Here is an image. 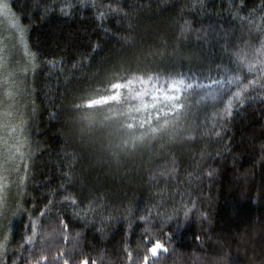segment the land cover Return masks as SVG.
Returning a JSON list of instances; mask_svg holds the SVG:
<instances>
[{"label": "trees", "instance_id": "obj_1", "mask_svg": "<svg viewBox=\"0 0 264 264\" xmlns=\"http://www.w3.org/2000/svg\"><path fill=\"white\" fill-rule=\"evenodd\" d=\"M3 4L0 264L41 256L44 264H144L145 255L148 264H264V88L250 87L221 119L231 97L201 100L207 90L194 87L172 139L124 152L116 124L88 128L73 108L114 77L186 73L196 76L186 83L208 85L239 71L254 79L259 72L248 73L238 54L254 62L261 48L264 0ZM4 139L19 140L24 158ZM157 241L167 251L151 257Z\"/></svg>", "mask_w": 264, "mask_h": 264}, {"label": "snow or ice", "instance_id": "obj_2", "mask_svg": "<svg viewBox=\"0 0 264 264\" xmlns=\"http://www.w3.org/2000/svg\"><path fill=\"white\" fill-rule=\"evenodd\" d=\"M0 7L7 10V4L0 5ZM257 56L264 57V41H261V48L255 50L254 62H250L247 55L239 56L238 54L239 65L247 67L248 73L259 72V75L254 79H247L246 76H241L239 71H236L234 75L226 71L222 77L214 78L212 84L208 85L203 83H195L194 85L193 82L186 83V78L192 81L196 80L195 74L188 76L186 73L149 74L146 72L129 77H114L113 79L116 82L110 81L106 86L94 89L89 96L83 98L81 103L74 104L73 108L81 113V120L86 123L88 128L97 124L101 127L116 124V131L125 137L121 144L116 145V147L121 152L134 150L138 145L146 141L152 142L163 139L165 136L172 139V132L180 125L182 115L186 111L187 94L194 87L196 90H207L201 94V100H223L226 94L230 96L231 98L228 99L223 112L219 114L221 119L230 117L234 106L233 100L239 101L242 105L245 98L243 94L247 93L250 87L253 90L264 88V58H256ZM242 80H246V82L241 87ZM233 85H236L239 90L229 91ZM9 95L11 96L12 93H9ZM86 109L94 111H85ZM95 112L104 113L103 119L97 121ZM4 115L8 116L11 114L5 112ZM11 131L15 132L16 127H13ZM216 135H219V133L217 132ZM3 143L8 147L9 151L14 148L15 153H18L21 159L24 158V153L20 150L21 142L19 140H17L16 145L11 146L8 145L7 139H4ZM13 160H15V154L6 156L3 163L7 164ZM15 170H19V165L16 166ZM3 179L7 180V177L5 176ZM6 187L7 184L0 185V193ZM72 203L75 204V200ZM4 205L5 196L0 194V215H3ZM28 227L33 229L35 225L30 224ZM36 235L37 233L32 231L31 236L27 237L25 242L28 244L33 243ZM6 243L7 237L5 236L0 241V249ZM158 250L167 251L157 241L148 249V252L151 257H156ZM128 256L129 259L132 258L131 252H128ZM47 259V256H41L36 264H44ZM149 259L150 257L145 255L144 264H148ZM64 264H68L67 260L64 261ZM84 264H87V261Z\"/></svg>", "mask_w": 264, "mask_h": 264}, {"label": "rangeland", "instance_id": "obj_3", "mask_svg": "<svg viewBox=\"0 0 264 264\" xmlns=\"http://www.w3.org/2000/svg\"><path fill=\"white\" fill-rule=\"evenodd\" d=\"M2 48H3L4 50H3ZM8 50H9L8 47L5 48V47H3V45L0 46V56H1V53H2L3 51H4L5 54H7Z\"/></svg>", "mask_w": 264, "mask_h": 264}]
</instances>
